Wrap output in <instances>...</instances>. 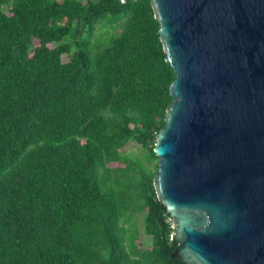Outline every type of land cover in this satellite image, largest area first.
<instances>
[{"label":"trees","instance_id":"16d2710c","mask_svg":"<svg viewBox=\"0 0 264 264\" xmlns=\"http://www.w3.org/2000/svg\"><path fill=\"white\" fill-rule=\"evenodd\" d=\"M159 29L151 0H0V264H130L136 210L143 258L187 264L154 186L176 78Z\"/></svg>","mask_w":264,"mask_h":264},{"label":"water","instance_id":"95a60500","mask_svg":"<svg viewBox=\"0 0 264 264\" xmlns=\"http://www.w3.org/2000/svg\"><path fill=\"white\" fill-rule=\"evenodd\" d=\"M151 3L176 74L154 149L174 255L264 264V0Z\"/></svg>","mask_w":264,"mask_h":264},{"label":"rangeland","instance_id":"374dc122","mask_svg":"<svg viewBox=\"0 0 264 264\" xmlns=\"http://www.w3.org/2000/svg\"><path fill=\"white\" fill-rule=\"evenodd\" d=\"M5 10L8 11V7L6 6ZM117 21L119 19H116ZM112 25V24H111ZM109 23L107 22H101L97 25V28L95 29V34L90 38V36L85 35V37H88L90 40V54L92 56L95 55V53L99 50L101 42L107 40L110 41L111 37L113 36L112 31H115V29L112 28ZM117 32V30L115 31ZM106 41V42H107ZM64 61L69 60L68 55L63 56ZM130 151L134 155H141L142 149L139 147L138 144L130 143ZM138 211H134L132 213H128L123 218L120 227L124 229L122 232V235L125 237L126 245H127V251L131 254V258L129 259L130 264H150L148 260L144 257L143 258V250L138 246L137 242V236L141 237V240L143 241V248L149 246V241L147 240L148 236L144 234L142 223L143 219L138 216ZM143 259V260H142Z\"/></svg>","mask_w":264,"mask_h":264}]
</instances>
